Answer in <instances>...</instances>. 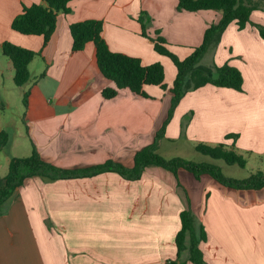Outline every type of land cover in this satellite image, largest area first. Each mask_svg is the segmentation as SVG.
<instances>
[{
  "label": "crops",
  "instance_id": "crops-1",
  "mask_svg": "<svg viewBox=\"0 0 264 264\" xmlns=\"http://www.w3.org/2000/svg\"><path fill=\"white\" fill-rule=\"evenodd\" d=\"M41 2L0 0V133L11 135L9 152L0 151V179L11 159L29 157L33 145L43 160L64 169L108 160L132 167L136 153L155 141L172 95L151 85L145 86L149 98L122 89L105 99L102 91L115 84L102 75L94 42L72 52L70 26L103 21L102 35L110 50L139 58L145 66L161 63L170 89L177 68L142 35L141 13L151 19L149 36L160 31L181 60L203 43L221 13L178 11L179 0H73L72 12L59 14L45 45L43 36L12 29L24 6ZM260 10L252 13L251 21L264 26ZM5 42L40 54L29 66L31 82L23 87L15 85L13 64L2 49ZM227 63L241 71L243 91L213 85L189 91L158 149L161 143L183 142L193 149L225 144L243 157L264 158V40L255 27L248 24L241 30L232 23L199 65L213 75L214 66ZM13 102H18L17 131ZM203 180L209 182L184 188L192 192L193 213L207 233L201 244L206 262L264 264V228L253 231L249 225L255 218L264 225V207L253 206L258 197L264 199V189L236 190L211 177ZM246 199L252 203L249 208ZM185 207L174 174L158 167L148 168L137 181L114 172L58 181L36 176L17 190L8 212L0 216V264H168L177 258L176 236Z\"/></svg>",
  "mask_w": 264,
  "mask_h": 264
},
{
  "label": "trees",
  "instance_id": "trees-1",
  "mask_svg": "<svg viewBox=\"0 0 264 264\" xmlns=\"http://www.w3.org/2000/svg\"><path fill=\"white\" fill-rule=\"evenodd\" d=\"M72 1L42 0L41 3L24 6L22 12L13 20L12 29L27 36H43L44 44L47 45L56 30L59 14L72 12L69 6ZM261 8L264 10V0H179L178 11L212 10L221 13V19L206 30L203 43L195 48L185 60H181L170 51L167 46L168 43L161 36L160 31H156V37L149 36L147 29L151 25V19L145 12H142L139 16L142 35L153 42L156 52L169 57L177 68V76L170 89L165 84V69L161 63L145 66L139 58L110 50L102 35L103 21L85 20L72 24L70 26L73 40L72 52L83 51L89 42H94L98 67L102 75L115 84L113 88H105L102 91V96L111 100L118 95L120 90L128 89L137 95L149 98L145 92V86H159L164 91L168 90L172 95L167 119L157 132L155 141L136 153L132 167L108 160L104 164L88 168L64 169L43 160L36 146L33 145V151L29 157L11 159L7 175L0 179V216L8 212L17 190L28 179L36 176L49 181H58L71 178H88L102 173L114 172L129 181H137L148 168L158 167L174 174L177 187L181 190L186 202V207L180 215L181 229L176 236L177 258L168 264H187V262L208 264L201 249V244L207 241V233L204 225L197 220L189 207L190 200L185 188L179 181V171L185 170L197 180H200L203 175H208L224 187L254 191L264 189V172L258 171L246 179L230 178L225 176L215 164L195 163L179 157L166 159L158 153V144L165 137L166 127L171 121L176 107L189 91L198 90L206 85L243 91L244 78L241 71L236 67L228 63L221 67L214 66L215 72L210 75L209 70L200 67L199 64L211 49L218 46L223 33L232 23H236L241 30L245 29L248 24L252 25L258 30L261 39L264 40V27L251 21L252 13ZM2 49L4 55L13 64L15 85L23 87L31 82L29 66L40 54L9 42H5ZM23 103L27 106L28 93L24 94ZM0 109H4L1 102ZM10 140V133L3 130L0 133V151L9 152ZM195 150L214 160H223L229 166L246 167L245 158L234 149L227 148L225 144L216 146L198 144ZM185 254H188L187 259L183 257Z\"/></svg>",
  "mask_w": 264,
  "mask_h": 264
},
{
  "label": "rangeland",
  "instance_id": "rangeland-1",
  "mask_svg": "<svg viewBox=\"0 0 264 264\" xmlns=\"http://www.w3.org/2000/svg\"><path fill=\"white\" fill-rule=\"evenodd\" d=\"M258 10H260V9H258ZM260 11H262V10H260ZM257 16L258 15H255V18H257ZM263 16H264V14H263ZM261 17H262V14L258 16V19H260ZM259 25H261V24H259ZM261 26H263V25H261ZM205 62L206 61H204V63L202 62L203 65H205ZM12 105H13L12 106L13 112L16 114L14 116H13V114H11V117H14L15 123L17 122V125H15V130L17 131V128H19L18 127L19 126L18 119L16 117L18 102H13ZM21 106H22V104H21ZM13 112H11V113H13ZM158 153H160L166 159L179 157V158L185 159L187 161L195 162V163L215 164L222 170V172L225 176L230 177V178H235V179H246V178L250 177L252 174L257 173L258 171L264 172V158L259 159L257 157H248V158L244 157L246 160V167L245 168H240L237 165L229 166L223 160H214L208 156H205V155L198 153L195 149L189 147L188 145L184 144L183 142H179L177 144L161 143L160 147L158 149ZM7 173H8V168L1 175L6 176ZM203 176H202L203 178H210V177H208V175L207 176L203 175ZM202 177H201L200 181L202 182L203 185H206L209 182V180L204 181ZM178 178H179L180 183L183 185V187L185 186V188H190L192 184H197V182H200L199 180H196L193 175H191L190 173H187L183 170H181L179 172ZM186 192H187V190H186ZM188 197L190 200V206L189 207L193 211L192 204H191V203H193L192 202L193 200H191V199H193L192 192H191V195L188 194ZM255 197H256V195H255ZM257 199H259V201L257 202L258 204L254 203L253 206L256 207L257 205H260V206L264 207V199H262L260 197H258ZM244 203H246V205H248L246 207H248V208L251 207L249 205H251L252 203L250 202L249 199H246ZM263 210H264V208H263ZM255 214H258V212L255 211ZM259 223H260V219L255 218L253 220V222L250 223L249 225L252 226L253 231H258V230H262L264 228V225L261 228V225H259Z\"/></svg>",
  "mask_w": 264,
  "mask_h": 264
}]
</instances>
